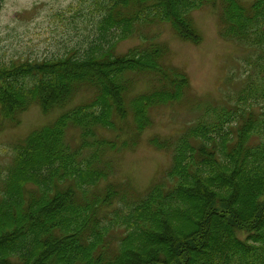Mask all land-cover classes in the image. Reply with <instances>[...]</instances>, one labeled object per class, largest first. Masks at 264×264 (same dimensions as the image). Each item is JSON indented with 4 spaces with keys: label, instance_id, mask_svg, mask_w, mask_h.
<instances>
[{
    "label": "trees",
    "instance_id": "16d2710c",
    "mask_svg": "<svg viewBox=\"0 0 264 264\" xmlns=\"http://www.w3.org/2000/svg\"><path fill=\"white\" fill-rule=\"evenodd\" d=\"M217 2L220 34L253 49L238 100L198 97L194 120L150 134L170 162L143 190L113 178L110 151L134 148L151 109L189 90L150 23L198 42L191 11ZM95 3L99 29L112 35L106 46L0 63L2 119L17 124L31 104L63 108L13 141L0 170V264H264V0ZM129 36L139 42L116 51ZM138 74L150 86L132 93ZM84 89L89 95L66 107Z\"/></svg>",
    "mask_w": 264,
    "mask_h": 264
},
{
    "label": "rangeland",
    "instance_id": "374dc122",
    "mask_svg": "<svg viewBox=\"0 0 264 264\" xmlns=\"http://www.w3.org/2000/svg\"><path fill=\"white\" fill-rule=\"evenodd\" d=\"M95 1L0 0V63L18 58L53 57L72 49L73 54L81 55L94 45L106 46L112 35L99 29L101 9ZM239 1L246 4L251 0ZM219 12L218 2L215 6L206 3L191 11L194 26L201 36L198 42L182 39L168 22L155 20L150 23V37L167 44L169 52L162 53V56L185 70L189 90L185 100L151 109L153 123L143 130L134 148L110 151L115 158L113 178L127 180L134 188L143 190L170 162L168 151L156 149L148 143L150 134L170 135L194 120L200 111V108L193 107L198 97L221 103L238 100V90L244 85L247 72L252 71L249 60L253 49L220 34ZM137 42V36L124 37L117 41L115 50L124 51ZM146 77L138 74L132 80V93L150 86ZM87 94L89 92L85 89L80 90L66 107ZM251 98L247 96L246 100ZM62 109L45 113L38 105L31 104L19 114V122L13 125L0 115V170L4 171L10 162L13 141L33 127L50 121ZM70 133L76 140L77 130L72 128ZM105 133L110 135L108 131Z\"/></svg>",
    "mask_w": 264,
    "mask_h": 264
}]
</instances>
